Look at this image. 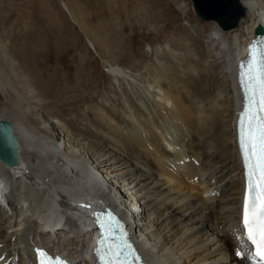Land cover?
<instances>
[{
  "label": "bare ground",
  "instance_id": "1",
  "mask_svg": "<svg viewBox=\"0 0 264 264\" xmlns=\"http://www.w3.org/2000/svg\"><path fill=\"white\" fill-rule=\"evenodd\" d=\"M237 1L245 12L235 27L223 30L215 21L204 23L216 53L203 49L202 55L190 61L169 49L167 59L173 66L163 62L152 66L149 59L140 58L145 75L141 81L138 74H130L126 89L142 82L152 101L148 97V105L141 99V107L134 106L132 97L123 99L119 113L124 117L105 122V135L77 124L64 129L47 126L37 111L50 102H41L31 83L14 75L27 85L20 95L7 84V100L0 104V119L13 124L21 160L12 168L0 162V264H33L32 248L43 245L45 235L57 238L61 251L76 263L91 262L85 260L89 258V236L82 223L86 201L97 193L101 197L95 200L100 203L120 210L125 203L132 210L130 228L142 240L143 253L153 264H250L237 255L245 250L236 240L241 169L235 127L241 99L235 60L242 58L241 50L256 25L264 26V1ZM133 3L132 31L151 22L165 31L174 21V8L183 16L191 5L188 0ZM163 34L160 31L154 41L163 39ZM140 63L132 61L133 70ZM113 77L123 88L125 80ZM90 80L86 74L84 82ZM5 89L0 81V91L5 93ZM16 100L23 105L22 111ZM91 113L99 122L103 120L102 108H92ZM184 191L195 192L199 200H192L190 194L180 197ZM16 193H24L27 202L15 198Z\"/></svg>",
  "mask_w": 264,
  "mask_h": 264
},
{
  "label": "rangeland",
  "instance_id": "2",
  "mask_svg": "<svg viewBox=\"0 0 264 264\" xmlns=\"http://www.w3.org/2000/svg\"><path fill=\"white\" fill-rule=\"evenodd\" d=\"M133 2L134 0H0V81L6 88L5 93L0 91V104L7 100L8 85L13 86L20 95L23 94L22 89L27 83H20L14 76L20 75L31 83L34 95L41 102H50L44 109L36 105L37 110H45L44 113L35 111L42 115L41 120L47 126L57 125L64 129L77 124L80 128L103 135L106 131L105 122H118L124 117L119 113L123 99L132 97L134 106L140 104L141 107L144 104L141 99L148 105V100L152 101V94L149 92L150 96L148 95L142 82L137 81L141 85H135L136 88L130 90L128 87L129 91L126 89L128 82L131 83L130 74H138L136 77L141 81L145 75V65L140 63V58L149 59L152 66L162 62L173 66L175 63L167 59L166 52L169 49L178 50L190 61L198 54L202 55L203 49H208L211 54L216 53L215 43L210 38L211 32L204 26L205 21L197 16L191 0H188V5H191L183 16L174 8V21L165 31L156 22H151L149 26L141 27L139 32L132 31L131 27ZM160 31L164 33V38L154 41ZM147 34L151 35L150 39L146 37ZM205 36L207 40L204 39ZM155 56L159 58L154 59ZM135 60L140 65L134 71L132 61ZM86 74L91 76L90 83L84 82ZM115 75L125 80L126 86L120 88L113 77ZM16 102L22 111L23 105L17 100ZM27 107H30L29 103ZM96 107L102 108L104 122H99L97 116H92L91 109ZM193 181L197 183V179ZM192 193L184 191L180 197L190 194L192 200H199L195 192ZM207 193L204 194V199L208 197ZM197 196L201 198V195ZM23 200H27L25 196ZM11 211L12 219H15L14 210ZM1 213L2 210L0 215ZM8 232L11 234L12 231L9 229ZM14 257L17 258L18 255Z\"/></svg>",
  "mask_w": 264,
  "mask_h": 264
},
{
  "label": "snow or ice",
  "instance_id": "3",
  "mask_svg": "<svg viewBox=\"0 0 264 264\" xmlns=\"http://www.w3.org/2000/svg\"><path fill=\"white\" fill-rule=\"evenodd\" d=\"M264 43V42H262ZM251 58L241 65L240 81L244 106L239 121V145L247 174V190L242 211V225L254 251L237 255L264 264V47L250 48ZM97 255L101 264H142L140 255L124 233L119 246L99 242ZM40 264H67L60 257L53 259L46 251L36 249ZM106 254L107 258H104Z\"/></svg>",
  "mask_w": 264,
  "mask_h": 264
},
{
  "label": "water",
  "instance_id": "4",
  "mask_svg": "<svg viewBox=\"0 0 264 264\" xmlns=\"http://www.w3.org/2000/svg\"><path fill=\"white\" fill-rule=\"evenodd\" d=\"M197 16L203 21H215L223 30H229L238 24L244 15V9L237 0H192ZM255 34H264V28L258 25ZM245 62L251 58L247 49ZM20 144L13 132V124L7 119H0V162L9 168L21 163Z\"/></svg>",
  "mask_w": 264,
  "mask_h": 264
}]
</instances>
